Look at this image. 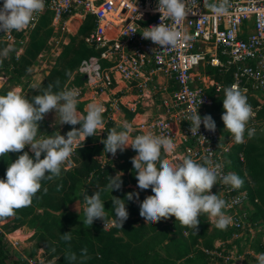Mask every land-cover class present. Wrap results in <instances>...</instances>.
I'll use <instances>...</instances> for the list:
<instances>
[{
    "label": "built area",
    "instance_id": "2783aa9c",
    "mask_svg": "<svg viewBox=\"0 0 264 264\" xmlns=\"http://www.w3.org/2000/svg\"><path fill=\"white\" fill-rule=\"evenodd\" d=\"M229 5L227 15L215 16L204 6V0H191L192 14L175 25L179 30L186 29L191 39L163 50L141 37L144 28L160 23L157 0H45L43 12L38 13L25 30L0 32V47H16L17 60L28 43L29 34L43 17L50 21L54 31L62 29L66 32L63 41L66 45L69 37L77 34L85 18L90 17L92 26L82 40L95 55L79 68L80 75L85 78L84 84L70 85L63 90L78 89V103H85L86 108L89 103L102 104L106 121L117 125L124 123L125 111L133 113L138 105L158 99L154 115L140 124H130L133 128L131 136L147 131L171 136L173 151L162 149L163 159L179 164L186 156L201 163L203 157H209L222 163L223 171L227 173L231 171L228 159L236 144L234 139L231 136L224 138L216 123L215 132H208L201 125L198 135L205 141L198 135H191V121L187 117L196 108L199 116L212 117L211 93H221L227 87L222 80H216L215 73L221 77L230 74L229 86L237 85L246 89V94L259 93L264 98V0H229ZM162 19L173 25V21L163 14ZM251 106L255 115L247 127L258 133L264 128V116H260L264 100ZM83 142L81 140L79 147H73L69 161L61 166L62 171L75 166L76 152ZM25 149L29 151L27 147ZM96 159L103 166L117 160V155L108 154ZM238 161L243 166L242 153L238 155ZM247 183L251 187L248 180ZM211 191L228 202L224 211L232 217L233 223L225 230L232 231L231 239H254L255 234L262 235L264 251V220L253 219L256 206L261 208L264 218V204L260 206L257 199H251L247 189L232 190L217 183ZM209 222L215 226L211 218ZM6 240L15 251L21 243L19 239ZM219 247L217 243L214 250L202 251L226 264L234 262L235 247L229 256H223ZM249 254L257 260L256 255ZM37 255L34 259L22 257L21 262L42 264L44 259L41 254Z\"/></svg>",
    "mask_w": 264,
    "mask_h": 264
},
{
    "label": "clouds",
    "instance_id": "9594fccd",
    "mask_svg": "<svg viewBox=\"0 0 264 264\" xmlns=\"http://www.w3.org/2000/svg\"><path fill=\"white\" fill-rule=\"evenodd\" d=\"M190 4L191 0H157L156 11L161 14L160 23L144 28L142 39L151 41L163 50L175 48L190 40L191 36L186 29L182 31L175 26L186 21V17L192 14ZM204 6L215 16H223L228 14L230 5L229 0H204ZM44 8L45 0H3L0 6V32L25 30ZM162 14L173 21V25L165 23ZM13 50L11 46L5 48L0 52V57H7ZM223 91L224 112L221 120L224 130L238 144L245 142V133L249 139L253 138L255 129H248L247 124L255 113L248 103L247 90L231 85ZM78 96V89L53 92V85H49L43 94L31 99L15 91L0 95V156L23 152L9 164L5 178L0 179V219L12 217L16 210L30 206L42 188V181H51L61 175V166L69 161L73 147H79L81 140L93 137L98 129L104 127V106L89 103L86 115L81 114L77 110ZM201 103L200 99L199 105ZM50 112L59 114L61 125L79 127H73L65 135H60L59 132L52 135L40 133V122ZM187 119L191 121V135H198L201 125L208 132L216 130L212 117L199 116L197 108ZM132 132V126L124 122L120 130L115 127L109 129L106 139L101 143L104 145V152L113 157L117 151L122 153L129 147L137 153L131 158L137 187L140 190L150 188L153 193L139 203V215L145 220V224L153 225L175 217L182 227L192 229L197 234L202 214H207L220 230H225L233 223L232 217L224 211L229 206L228 202L211 190L217 183L229 186L232 190L240 189L244 180L238 174L231 171L225 173L224 165L209 157H203L202 163L191 156H186L179 164L171 163L162 158V149L166 152L173 151L171 136L147 131L133 137ZM198 136L205 141L203 136ZM26 147L29 151H23ZM29 152L32 153L31 156ZM122 176L123 173L119 172L115 177H108L104 188L91 196L86 192L82 194L83 224L91 227L95 220H101L106 226L105 219L109 211L105 210L101 193L119 191ZM43 191L46 193L47 188ZM134 196L139 199L138 193H128L125 199L131 201ZM111 203L114 213L111 223L122 229L129 215L125 200L111 196ZM72 238V231L61 235V240L65 242ZM86 253L87 249H82L81 255L86 256ZM256 258L258 264H264V252L256 254ZM65 259L76 261L77 257L74 252L68 251Z\"/></svg>",
    "mask_w": 264,
    "mask_h": 264
},
{
    "label": "trees",
    "instance_id": "16d2710c",
    "mask_svg": "<svg viewBox=\"0 0 264 264\" xmlns=\"http://www.w3.org/2000/svg\"><path fill=\"white\" fill-rule=\"evenodd\" d=\"M2 3L3 0H0V6ZM91 26L92 19L85 18L77 34L69 37L67 44L63 45L58 54L57 63L43 77L36 90L25 95L27 98L31 99L43 94L49 85H53V92H58L63 90L64 86H82L84 84L85 78L78 73V70L83 62L90 61L95 55V52L89 49L82 40ZM40 31H46L47 37L55 32L51 29L50 21L46 17L40 19L17 60L15 59L17 48L13 47L12 62L7 69L10 73L19 74L20 70H30L35 66L38 56L47 48L45 41L38 39ZM207 71L214 72L211 69H207ZM70 75H73L72 80L68 81ZM215 78L218 81L222 80L227 87L231 83L230 74L221 77L215 73ZM25 85L27 83L23 84L22 81L18 87L25 89ZM211 98L213 105L210 114L222 115L224 112L222 105L224 91L218 94L212 92ZM248 103L256 105L253 102L248 101ZM77 110L86 115L82 104L78 103ZM149 116L148 111L140 107L133 113L125 111L126 121L132 125L148 120ZM260 116H264V110ZM103 119L104 127L100 132L97 130L93 137L85 139L82 147L76 152L75 166L70 171H61L58 178L42 181V188L33 198L30 206L16 210L12 217L0 219V239L3 230L12 233L27 226L30 222H34V233L28 240L36 242L34 250L43 248L46 252L47 261L42 264H226L222 259L207 256L202 250H214L215 245L219 243L218 250L223 256H229L233 247H240L241 240H232V231L220 230L212 225L207 214L200 216L197 234H194L192 229L182 227L175 217H170L166 221L161 220L153 225L145 224V220L139 215V203L146 196L143 194V190L133 188L137 184V180L131 158L137 153L131 148L122 153L117 151V160L106 162L103 166L96 159L98 156L108 155L104 152V145L101 143L106 139L108 130L113 127L121 129L120 125L106 121L105 115H103ZM73 127L78 128L79 125L63 124L61 129L66 134ZM247 145V143L245 145L235 144L231 153V164L232 168L244 180L241 188L247 189L251 199H257L259 205L262 206L264 204V167L247 164ZM240 153L244 156L243 166L238 161ZM21 154L23 152L0 156V179L5 178L7 167ZM29 155L31 156L30 153ZM115 163L118 164V172L123 173L121 189L112 191L110 197L106 196V192H102L101 199L105 201L104 207L106 211H109L110 219L114 218L111 196L125 200L129 214L128 219L124 222L122 229L114 226L106 230L98 224H92L91 227L87 225L83 229L77 228L76 221L67 213L68 206L71 204V196L76 187L84 183L86 192L93 193L104 188L108 183V177H113V174L116 173L112 167ZM244 169L247 171L246 175L240 173ZM247 180L251 183V187ZM44 188H47L46 193L43 191ZM148 190L151 191V189ZM128 193H138L139 199L137 200L134 196L131 201L126 200L125 196ZM255 210L253 219H258L259 216L262 218L261 208L256 206ZM140 218L142 222L138 223ZM69 231H72V240L69 242L61 240V235ZM184 232L187 233L186 236ZM261 238L262 235L258 237L259 246L253 245L251 249L253 255L264 252ZM3 246L0 241V260L5 256ZM82 249H87L86 256L81 255ZM68 251L76 254V261L65 259ZM238 256H240L239 253ZM227 264H232V262Z\"/></svg>",
    "mask_w": 264,
    "mask_h": 264
},
{
    "label": "rangeland",
    "instance_id": "374dc122",
    "mask_svg": "<svg viewBox=\"0 0 264 264\" xmlns=\"http://www.w3.org/2000/svg\"><path fill=\"white\" fill-rule=\"evenodd\" d=\"M32 33V32H31ZM29 34V36L31 35ZM28 36V38H29ZM67 37V34L64 30L59 29L55 32H52L50 37H47L46 31H40L38 39L40 41H45L46 44V50L43 52L40 56L37 58V62L34 67H32L30 70H20L19 74L16 73H10L7 69L12 62V52L8 54L7 57H0V95H6L9 91H15L18 94L21 95H27L34 90H36L37 85L41 82L43 77L46 75V73L51 70V68L57 63V57L60 53L62 47H63V41ZM6 47L2 46L0 47V52H2ZM79 73V70H78ZM80 74V73H79ZM72 76L70 75L69 80H72ZM27 83L25 85V89H22L21 87H18L19 84ZM67 86H64L66 88ZM254 94V93H253ZM251 94V95H253ZM254 97H250L248 100L249 102L253 103H259L264 100L263 97L259 96V94H254ZM218 114V113H217ZM221 114L218 115H212V119L215 121V123L219 126V128L222 131V135L224 138H229L232 135L227 131L224 130V124L221 120ZM62 125L60 116L57 112H50L48 113L42 122H40L39 126V132L43 134L49 133L52 135L54 132H59L64 134L62 131ZM99 132L101 131L98 129ZM245 141L248 144L246 147V153H247V164L251 165H259L261 168L264 167V128L258 132L255 133L254 137L249 139L247 137V133H245ZM103 156V155H101ZM118 164L112 165L113 169H115L113 174V177L116 176L118 172ZM247 170V169H246ZM70 171V170H68ZM65 171V172H68ZM243 171V172H242ZM240 173L242 175H246L247 171L242 170ZM133 188H138L134 187ZM85 186L84 183L79 184L76 187V190L74 194L71 196V204L68 206V215L70 217H73V219L76 221V227L79 229L85 228L87 225L83 224L82 221L84 220V201H83V193H85ZM143 194L145 196L152 195V192L149 190H143ZM93 192H86L88 196H91ZM106 196L110 197V193L106 192ZM140 196V195H139ZM105 197V195H103ZM108 216L105 219L106 226L104 227V224L101 220H95L93 224H98L104 227V229L108 230L114 225L111 223V219ZM261 218V216H259ZM258 218V219H260ZM262 220L264 218L262 217ZM170 221V220H169ZM142 219L140 218L138 223H141ZM35 225L34 222H30L27 226L28 229L32 230L33 226ZM24 227V226H23ZM8 230H3L2 236H1V244H3V250L5 252V256L2 260H0V264H24L21 262L22 257H27L28 259H34L35 256H39L41 254L42 259H44L43 263L47 261V254L44 251V249L39 248L34 250V246H36L35 241L30 240H24L25 236L20 231L12 232L11 235H9V238L12 240L19 239L18 241L21 242L19 246H17V250H13V248L10 246L9 242L5 239L4 234H8ZM187 235V233H186ZM258 237H260L259 234H255L254 239H248L246 237L242 238L240 247H235L233 250V256L232 264H257L258 262L250 258L249 252H251L253 245H258ZM23 241V242H22ZM238 253L240 256H238Z\"/></svg>",
    "mask_w": 264,
    "mask_h": 264
},
{
    "label": "crops",
    "instance_id": "0c3cea01",
    "mask_svg": "<svg viewBox=\"0 0 264 264\" xmlns=\"http://www.w3.org/2000/svg\"><path fill=\"white\" fill-rule=\"evenodd\" d=\"M47 74V73H46ZM251 94H253V93H250V94H246L247 95V97H248V99L250 98V97H254L253 95L254 94H259V93H254L253 95H251ZM259 96H261L260 94H259ZM86 98H88V97H86ZM158 101V99H154L153 101H149V102H147L145 105H138V107H137V109L140 107V108H142V109H144V110H147L148 111V113H149V118L151 117V115H154V113H155V107H156V105H157V102ZM249 101V100H248ZM80 104V103H79ZM82 104V107H83V110L86 112V107H85V103H81ZM250 104V103H249ZM257 104V103H256ZM252 105V104H251ZM129 113H131V112H129ZM124 114V122H127L126 121V118H125V112L123 113ZM128 123V122H127ZM120 126H122V125H120ZM219 127V126H218ZM102 129V128H101ZM100 129V130H101ZM238 144V143H237ZM239 144H246V141L245 142H243V143H239ZM130 148V147H129ZM128 149V148H127ZM231 162H232V159H231V155H230V157H229V159H228V167L230 168V170L232 171V172H235L236 174H237V171L236 170H234L233 168H232V164H231ZM134 187H137V184L134 186ZM135 202V201H134ZM16 231H20V232H22V234H24V236H25V239L24 240H27V239H29L32 235H33V233H34V229H32V230H30V229H28V226H24V227H22V228H20V229H18V230H16ZM15 232V231H14ZM12 233H8V234H5V237H6V239H8V240H11L12 241V239L11 238H9V235H11ZM23 242V241H22Z\"/></svg>",
    "mask_w": 264,
    "mask_h": 264
}]
</instances>
